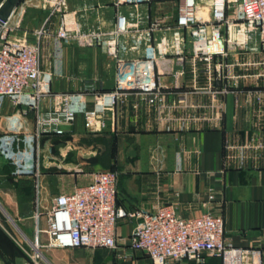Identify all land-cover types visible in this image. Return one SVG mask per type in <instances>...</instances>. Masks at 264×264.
Listing matches in <instances>:
<instances>
[{
    "label": "crops",
    "instance_id": "1",
    "mask_svg": "<svg viewBox=\"0 0 264 264\" xmlns=\"http://www.w3.org/2000/svg\"><path fill=\"white\" fill-rule=\"evenodd\" d=\"M67 12L85 30L112 29L117 18L114 0H68ZM142 11V7H141ZM152 13L178 14L175 1L154 3ZM60 14L30 7L20 32L39 41L41 66L54 72L57 91L109 90L115 86V60L101 45H81L72 40L61 45L56 39ZM45 27V32L36 31ZM250 59L258 64L236 67L246 74L233 90L222 96L223 110L213 120L201 119L187 127L179 120L167 125L159 119L158 103L131 95L106 114V125L89 123L79 114L63 134L44 139V185L48 194L72 191L91 180L94 172H118V204L128 210L155 208L174 203L185 217L206 211L221 213L225 235L234 246L260 247L264 250V146L248 150L247 165L238 168L234 158L227 159L225 142L264 144V52ZM242 55L241 59H249ZM233 57L229 56L228 61ZM177 56L162 62L166 89L165 102L177 103L163 110L176 115L192 112L216 115L207 106L203 67L194 79L190 72L175 83L169 69L176 67ZM168 68V69H167ZM49 103V101H48ZM92 106V103L90 104ZM35 115L24 112L0 96V264H33L35 222ZM210 193L214 194L208 200ZM137 219L120 218L118 234L128 237ZM46 239V237H44ZM46 248V247H45ZM55 264H153L147 252L134 250L132 257H120L126 245L110 247H49ZM180 264H198L183 261ZM223 264L220 256H207L203 263ZM264 264V255L263 261Z\"/></svg>",
    "mask_w": 264,
    "mask_h": 264
},
{
    "label": "built area",
    "instance_id": "2",
    "mask_svg": "<svg viewBox=\"0 0 264 264\" xmlns=\"http://www.w3.org/2000/svg\"><path fill=\"white\" fill-rule=\"evenodd\" d=\"M166 1L114 0L117 18L109 30H85L76 13L67 12L68 0H21L6 20L0 19V96L35 115L33 244L37 250L119 248L123 244L129 250H119L120 257H132L134 250L142 249L153 264H199L207 256H220L223 264H262V248L238 247L230 242L221 213L206 211L185 217L174 203L159 204L153 209L128 210L120 206L116 170L96 171L90 181L69 192L45 191L44 139L63 134L66 125H71L79 114L89 123L99 122L103 127L108 111L136 95L158 103L159 119L167 127L174 120H179L182 127L201 119L213 120L223 110L222 96L232 91L242 76H247L237 73L236 67L258 64L249 56L264 52V0H172L178 6L175 19L171 14L151 12L154 3ZM30 7L49 10L50 15L60 14L56 31L60 45L72 40L81 45H101L115 60V86L109 90H55L54 72L41 66L39 41H31L27 32H20ZM44 32V26L36 31L38 35ZM170 54L177 56V66L169 69L174 87L180 86L187 72L197 79L203 67L210 96L207 106L217 109L216 115L163 112L168 106H178L165 102L170 86L163 80L162 62ZM242 55L249 59L242 60ZM229 56L233 57L231 61ZM259 99L264 100V94ZM225 146L236 150L227 153L226 161L234 158L236 166L243 168L249 158L248 150L264 144L233 143L227 139ZM213 198L210 193L208 200ZM123 217L135 218L137 222L131 234L121 238L118 221Z\"/></svg>",
    "mask_w": 264,
    "mask_h": 264
},
{
    "label": "rangeland",
    "instance_id": "3",
    "mask_svg": "<svg viewBox=\"0 0 264 264\" xmlns=\"http://www.w3.org/2000/svg\"><path fill=\"white\" fill-rule=\"evenodd\" d=\"M202 1L207 2V0ZM30 253L33 264H55L49 259L50 250L48 248L42 247L40 250H37L34 247V250H32Z\"/></svg>",
    "mask_w": 264,
    "mask_h": 264
},
{
    "label": "water",
    "instance_id": "4",
    "mask_svg": "<svg viewBox=\"0 0 264 264\" xmlns=\"http://www.w3.org/2000/svg\"><path fill=\"white\" fill-rule=\"evenodd\" d=\"M21 0H5L0 5V19L6 20Z\"/></svg>",
    "mask_w": 264,
    "mask_h": 264
}]
</instances>
